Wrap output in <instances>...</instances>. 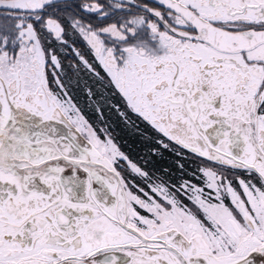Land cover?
I'll return each mask as SVG.
<instances>
[{
    "label": "snow or ice",
    "instance_id": "obj_1",
    "mask_svg": "<svg viewBox=\"0 0 264 264\" xmlns=\"http://www.w3.org/2000/svg\"><path fill=\"white\" fill-rule=\"evenodd\" d=\"M0 264H264V0H0Z\"/></svg>",
    "mask_w": 264,
    "mask_h": 264
},
{
    "label": "flooded vegetation",
    "instance_id": "obj_2",
    "mask_svg": "<svg viewBox=\"0 0 264 264\" xmlns=\"http://www.w3.org/2000/svg\"><path fill=\"white\" fill-rule=\"evenodd\" d=\"M78 100L79 103L84 106V98L79 97ZM85 115L88 116L90 119L95 120V117L91 112L87 110V108H85ZM109 119L114 122L115 135L118 141L121 143V147L123 148V150L128 152L133 159L138 160V156L139 154H141V149L143 147V145L139 142V139L133 136L130 131L124 129V126L119 123L114 113L109 117ZM173 161L174 157H172L169 153L165 152L164 158L158 163V167H172L174 169L175 165Z\"/></svg>",
    "mask_w": 264,
    "mask_h": 264
}]
</instances>
